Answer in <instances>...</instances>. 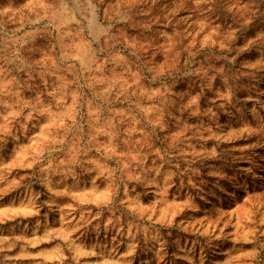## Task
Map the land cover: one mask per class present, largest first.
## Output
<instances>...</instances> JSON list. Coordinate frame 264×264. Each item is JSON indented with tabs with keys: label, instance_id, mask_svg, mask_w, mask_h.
Masks as SVG:
<instances>
[{
	"label": "rangeland",
	"instance_id": "374dc122",
	"mask_svg": "<svg viewBox=\"0 0 264 264\" xmlns=\"http://www.w3.org/2000/svg\"><path fill=\"white\" fill-rule=\"evenodd\" d=\"M0 264H264V0H0Z\"/></svg>",
	"mask_w": 264,
	"mask_h": 264
}]
</instances>
